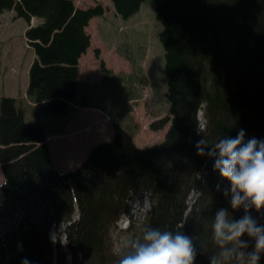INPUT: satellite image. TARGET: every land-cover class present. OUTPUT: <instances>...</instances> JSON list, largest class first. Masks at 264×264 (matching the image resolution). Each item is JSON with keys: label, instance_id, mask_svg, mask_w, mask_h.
Here are the masks:
<instances>
[{"label": "trees", "instance_id": "trees-1", "mask_svg": "<svg viewBox=\"0 0 264 264\" xmlns=\"http://www.w3.org/2000/svg\"><path fill=\"white\" fill-rule=\"evenodd\" d=\"M144 1L111 3L128 19ZM151 1L162 25L158 36L169 108L149 129L168 125L161 142L137 148L130 134L113 125L108 142L94 146L75 169L57 172L43 126L25 123L13 98L1 99L0 264H20L22 256L37 264H66L67 258L70 264H114L118 256L106 248V232L137 191L147 195L150 210L128 238L146 225L185 231L197 249L195 264H208L216 249L210 218L226 197L215 187L219 176L212 160L196 154L194 141L201 135L210 140L235 135L240 127L246 137H264V0ZM4 11L29 26L24 39L34 58L26 96L42 113H66L77 95L78 60L89 47L84 29L103 7L79 9L72 0H0ZM32 18L39 23L31 26ZM95 57L108 75L97 50ZM60 224L65 247L59 237L55 245L48 241L51 227Z\"/></svg>", "mask_w": 264, "mask_h": 264}, {"label": "rangeland", "instance_id": "rangeland-1", "mask_svg": "<svg viewBox=\"0 0 264 264\" xmlns=\"http://www.w3.org/2000/svg\"><path fill=\"white\" fill-rule=\"evenodd\" d=\"M72 1L73 5L79 9L97 5L103 7V14L93 18L88 27L91 31L90 50L93 52L94 61L99 63L94 55L96 50L98 54L107 52L115 53L116 56V53L127 56L130 62L117 56L116 58H120L121 61L115 59L107 67L119 79L124 77L122 79L126 81L128 88L137 86L139 94L145 96L144 101L137 108L133 106L131 120L124 111H113L110 124L112 132L113 124L118 125L131 135L137 148H148L161 142L168 125L158 131L149 129L150 123L168 115L169 108L165 98L166 75L163 66V49L158 36L162 25L155 18L153 2L151 0L144 1L137 14L132 18L122 19L115 13L111 0ZM14 16L13 11L0 13V101L3 97L13 98L15 106L25 111L24 122L28 123V117L31 118L33 113L31 111L35 108L27 106L20 96L27 86L28 68L34 55L24 39V32L29 26L23 19L14 18ZM38 23L39 20L36 18H32L30 21L31 26ZM98 58L104 62L106 67L104 58L102 56ZM89 99L93 100L90 97ZM143 106L146 107L142 108ZM199 121L201 124L204 123L203 117ZM52 126L55 127V124ZM87 153L82 157L66 159L68 163L72 164L68 170L80 165ZM0 180L1 184L4 181L1 169ZM133 209L135 210L133 211ZM149 210L150 203L143 191H137L130 197L127 202V212L121 215L106 232V248L109 249L112 256H119L123 241L136 232L139 223L144 221ZM76 217L75 211L73 218ZM63 231L64 226L61 224L52 226L48 233V241L54 245L56 238L59 237L62 241L60 244L64 247L66 243ZM66 264H70L69 258L66 259Z\"/></svg>", "mask_w": 264, "mask_h": 264}, {"label": "clouds", "instance_id": "clouds-1", "mask_svg": "<svg viewBox=\"0 0 264 264\" xmlns=\"http://www.w3.org/2000/svg\"><path fill=\"white\" fill-rule=\"evenodd\" d=\"M194 150L212 160V168L219 176L215 187L226 197L225 205L216 208L210 218L216 249L208 256V264H261L264 137H246V130L240 127L235 135H218L211 140L201 135L194 141ZM237 212L240 214L236 215ZM17 247L22 250V243L18 242ZM196 257L191 234L146 225L139 236L123 241L114 264H195ZM20 264L37 262L22 256Z\"/></svg>", "mask_w": 264, "mask_h": 264}, {"label": "crops", "instance_id": "crops-1", "mask_svg": "<svg viewBox=\"0 0 264 264\" xmlns=\"http://www.w3.org/2000/svg\"><path fill=\"white\" fill-rule=\"evenodd\" d=\"M93 18L89 20L84 29L89 36L91 31L88 27ZM91 44L92 40L89 39V47L78 60L77 95L75 101L72 102L74 106L69 107L66 113L47 114L37 110L35 103L26 96L27 86L20 96L27 106L35 108L31 111L33 113L31 118L28 117V122L40 123L43 126L49 156L57 171L70 169L69 166L72 164L66 159L82 157L96 143L107 141L112 136L108 123L101 121L104 114L109 115L112 121L113 111L120 110L124 111L131 120L133 106L137 108L144 101L145 96L139 94L137 86L128 88L126 81L122 79L124 77L120 80L107 67L115 59L121 61L120 58H116L117 56L130 62L129 58L120 53H116V56L115 53L100 52L99 56L104 58L109 71V74L104 77L99 63L94 61L93 52L90 50ZM144 107L146 106L142 108ZM22 112L25 119V111L22 110ZM52 124H55V127Z\"/></svg>", "mask_w": 264, "mask_h": 264}, {"label": "bare ground", "instance_id": "bare-ground-1", "mask_svg": "<svg viewBox=\"0 0 264 264\" xmlns=\"http://www.w3.org/2000/svg\"><path fill=\"white\" fill-rule=\"evenodd\" d=\"M199 118L201 119L202 118V113L200 112L199 113ZM133 208H135V206H132ZM51 232L53 233V230H51Z\"/></svg>", "mask_w": 264, "mask_h": 264}]
</instances>
